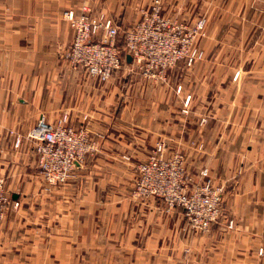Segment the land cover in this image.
Segmentation results:
<instances>
[{
    "label": "crops",
    "instance_id": "0c3cea01",
    "mask_svg": "<svg viewBox=\"0 0 264 264\" xmlns=\"http://www.w3.org/2000/svg\"><path fill=\"white\" fill-rule=\"evenodd\" d=\"M81 1L0 0V128L18 126L16 118L9 119L17 111L16 98L31 97L27 110L38 114L30 128L42 115L53 122L68 113L70 125L86 127L102 147L68 184L40 201L48 216L37 231L30 230L31 255L39 257L38 264H192L186 248L178 246L188 224L183 211L166 215L163 200L132 198L138 172L133 161L144 162L165 141L171 148L182 144L187 156L196 153L199 166L209 167L229 193L224 207L235 223L233 246L216 250L211 264H264V0H158L167 17L206 16L203 47L218 50L212 56L206 51L205 60L189 69L184 92L172 88L171 77L154 85L160 94L168 88L164 103L141 110L122 105L120 111L106 98L111 84L97 87L99 81L86 72L49 82L50 59L74 39L62 15ZM154 1L90 0L95 15H107L124 32ZM81 76L83 84L66 82L83 81ZM172 92L179 105H172ZM5 137L0 145L13 142ZM191 142L202 143L203 151H192ZM34 157H26L27 166ZM225 223L217 224L219 231Z\"/></svg>",
    "mask_w": 264,
    "mask_h": 264
},
{
    "label": "built area",
    "instance_id": "2783aa9c",
    "mask_svg": "<svg viewBox=\"0 0 264 264\" xmlns=\"http://www.w3.org/2000/svg\"><path fill=\"white\" fill-rule=\"evenodd\" d=\"M63 18L74 30L67 61L99 82L109 81L128 59L145 78L158 81L178 61L192 65L203 58L194 42L204 32L206 20L202 19L195 27L179 24L162 13L160 1L144 10L140 21L126 32L123 49L117 44L119 27L105 14L95 16L89 8L81 6L67 10ZM15 140L17 146L22 143L20 136ZM27 140L34 144L41 175L49 186L67 184L86 158L100 148L86 127L76 129L70 125L68 113L54 122L40 117ZM200 177V182L194 181L184 157L172 152L165 141H159L138 167L134 196L159 198L168 208L181 209L192 229L205 232L221 215L224 187L215 184L207 168ZM18 206L0 178V220L10 207Z\"/></svg>",
    "mask_w": 264,
    "mask_h": 264
},
{
    "label": "rangeland",
    "instance_id": "374dc122",
    "mask_svg": "<svg viewBox=\"0 0 264 264\" xmlns=\"http://www.w3.org/2000/svg\"><path fill=\"white\" fill-rule=\"evenodd\" d=\"M156 1L152 3L150 8L155 4ZM81 6H86L95 15L90 0H82L81 3L77 5L75 9L77 10ZM66 11H64V13ZM162 13L164 14L163 7H162ZM95 16H99V15H95ZM106 17L108 16L106 15ZM108 18L111 19L110 17ZM170 19H172V21H175L179 24L188 25L189 27H195V25L199 23V21H201L202 19L206 20V27L204 29V32L201 35H199L194 42V48L197 49L198 52L203 54V58L198 59L192 65H189L184 60L178 61L177 64L167 72L165 78L158 81L145 78L135 65L124 64L122 68L118 71V73L114 77H112L109 81L105 83L97 82V87H101V88H104V85L108 83L111 84L110 85L111 88H109L111 92L110 93L107 92L105 93V95L107 99L109 98L111 100L112 106L118 107L117 111H120L119 109L122 105L135 106L136 110L137 109L141 110L143 109V107H149L154 104L164 103L162 97L167 96L168 88L162 89V92L160 94L158 89H155L156 88L155 86L156 83L167 84L168 82L171 81L170 79L171 77H172V81H171L172 88L175 91H177L179 94L181 92H184V88H185L184 85L186 82L185 75L187 72H189V69L195 67L198 63L205 60V57L207 55L206 51H209V56L216 54L218 48L215 45L210 44L208 46L209 48L206 47L204 48L202 44V40L207 36L208 25H209V21L206 16H198L197 19L195 20H188L183 16L176 15L175 17H172ZM125 34L126 32L119 29L117 44L122 49L125 44ZM70 45L71 43L64 46L63 48L58 49V52H56L57 56L55 55L57 59L55 57H54V61H51L50 59L49 71H48L50 84L53 82L57 84L58 80L55 79L56 77L58 78L59 75L62 74L69 75V73H79L80 75L85 76V71H83L82 69L74 68L66 59V53ZM83 76H81L83 81L81 80L72 81V80H68L67 78L66 82L69 81V82H73L74 84L75 83L83 84L81 83L84 82ZM238 76L239 73L236 74L235 78H238ZM48 90L49 92H51V88H49ZM172 93H173L172 105H179L180 98L178 93L177 94H175V92ZM30 98L31 97H25V96H18L16 98L17 111L15 113H12L9 119L12 120L13 118H16L15 120L18 121V126H16L15 128H0L1 137L7 136L12 138L11 140L7 138L6 140L7 142L8 141L12 142L13 140V142L10 145L9 144L0 145V178L4 180L6 190L10 198L13 200L15 198L14 196L16 195L17 199H14L13 201L19 203V206L17 208L10 207L9 210L6 212L5 216L3 217V219L0 220V264H12V263L24 264L26 261H31V260L34 262V264H38L39 257L31 255L32 252L29 251L30 249L33 248L29 240L32 235L31 233H34L35 231L38 230L43 217L48 216L47 209L41 207L40 201L42 199H46V195L53 194L52 190H54V187L62 186V185H58V186L47 185V183L45 182V180L41 175L37 159L36 161H34L35 159H33L34 163L32 164V166H27L29 165L28 163L30 162L27 160L26 157L28 156L29 159L31 160L32 156L33 157L36 156L34 150L35 149L34 144L27 140V134L35 126L30 128L29 124L31 123L32 118H35L36 115L38 114L27 110L29 105L25 104V101L30 100ZM187 98L185 99L184 104L185 105L187 104L188 106L189 103H186ZM144 109H147L148 112L150 111L148 108H144ZM2 115L4 116V113H0V118H2ZM57 119H55L54 121H56ZM5 120H8V117H5ZM18 136H20L22 139V143L19 146L16 145V140H15L16 137ZM198 144L191 142V144H189V147L192 151L196 150V152L200 153L203 151L202 148L204 147V145L202 143L199 145ZM168 146L170 147V145ZM177 146L179 147H176L174 144H172V148L171 147L170 148L172 149V152H178L184 157L186 169L189 175L192 177V179H194V181L196 180V182H200L201 171H203L206 168L209 170V175L212 178L211 170L209 167L199 166V163L196 161L198 157L196 158L195 157L196 155H194L196 153L192 154V156L190 155L187 156V152L184 151V146L182 144H179ZM99 147H100L99 151L93 155H96L101 152L102 147L100 143H99ZM93 155H89V156H93ZM7 160H9V162ZM130 162L132 161L130 160ZM133 162L134 165H136L135 166L136 170L139 167V165L143 163L142 161H133ZM85 163L86 160L83 165H85ZM198 174H199V178H197ZM137 178H138V172L135 181L133 183L134 188L132 191V198L135 199L136 201L144 202L148 198L138 199L134 196V190H135ZM212 179L216 185L224 187L222 211L220 217L216 221L217 223L215 222L212 225V227L205 232L196 231L192 229L189 226V224L186 223L185 226L182 228V233L181 232L179 233L180 240H178V246L182 249L186 248V251L185 250L183 251L184 253L188 254L187 260L188 261L190 260L192 264H211L212 262L215 263L216 250L220 248L228 249L233 246L232 237L230 233L234 228L235 223L232 219H229V213L226 211L224 207L227 195L229 193L224 184L219 183L214 178ZM26 187H34V188L41 187V189L37 192L36 191L33 192L34 190L28 191V188ZM49 207L52 206L50 205ZM164 210L166 215H175L178 213L177 211H180L179 208L170 209L166 204L164 205ZM222 220L226 221V223L223 230L219 231L216 226ZM30 230L34 232H31ZM222 235L226 236V241H223L224 236ZM261 252L263 253V250L260 251V253Z\"/></svg>",
    "mask_w": 264,
    "mask_h": 264
}]
</instances>
